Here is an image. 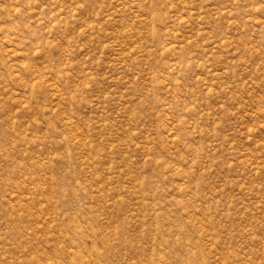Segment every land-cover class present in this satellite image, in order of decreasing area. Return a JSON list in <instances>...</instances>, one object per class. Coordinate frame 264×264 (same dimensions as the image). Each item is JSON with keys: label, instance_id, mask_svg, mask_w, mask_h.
Segmentation results:
<instances>
[{"label": "rangeland", "instance_id": "obj_1", "mask_svg": "<svg viewBox=\"0 0 264 264\" xmlns=\"http://www.w3.org/2000/svg\"><path fill=\"white\" fill-rule=\"evenodd\" d=\"M0 264H264V0H0Z\"/></svg>", "mask_w": 264, "mask_h": 264}]
</instances>
